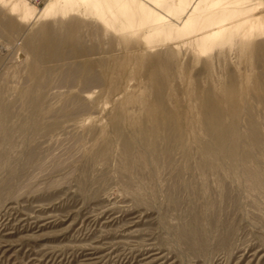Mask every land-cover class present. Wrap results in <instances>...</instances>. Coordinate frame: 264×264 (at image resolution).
<instances>
[{"label": "rangeland", "instance_id": "374dc122", "mask_svg": "<svg viewBox=\"0 0 264 264\" xmlns=\"http://www.w3.org/2000/svg\"><path fill=\"white\" fill-rule=\"evenodd\" d=\"M26 1L0 7V264H264V30L198 56Z\"/></svg>", "mask_w": 264, "mask_h": 264}, {"label": "bare ground", "instance_id": "6f19581e", "mask_svg": "<svg viewBox=\"0 0 264 264\" xmlns=\"http://www.w3.org/2000/svg\"><path fill=\"white\" fill-rule=\"evenodd\" d=\"M103 3L107 4L106 9L111 19H107V14L101 13L104 8ZM32 5L26 0H0V7L2 9L6 8L10 14H14L21 21L35 17L36 5L35 7ZM78 5L79 7L81 5L86 12H93L103 23L117 21L120 29L126 30L123 33H127V29H138L154 23H159L154 29L162 32L185 30L184 34L197 40L194 48H191V53L198 56H207L212 43L219 42V45H225L229 40L227 38L228 34H231L236 26L241 25V20H249L248 30L250 35L255 31L264 30V19L259 13V9L264 6V0H255V2H252V0H50L48 4L42 7L40 14L44 19L48 16L56 17V15L63 18L69 15ZM80 10L79 13H81ZM171 18L175 20L172 21ZM151 32L153 31L149 30L143 35V38L148 41L149 36L147 34ZM229 155L234 156L231 153ZM234 160L241 167H245L249 158L236 157ZM247 173L250 176L254 175L253 170H249ZM261 182L264 185V181ZM193 229L192 227L191 231L188 232H186L187 229H185L186 231L182 229L186 232L184 237L189 241L192 240L191 242H197L198 244L201 242L199 245H202L203 241L198 238ZM94 255L96 256V254ZM95 258L94 260L98 259Z\"/></svg>", "mask_w": 264, "mask_h": 264}]
</instances>
